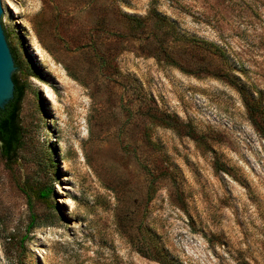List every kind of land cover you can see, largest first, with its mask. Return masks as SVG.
Segmentation results:
<instances>
[{"label":"rangeland","instance_id":"1","mask_svg":"<svg viewBox=\"0 0 264 264\" xmlns=\"http://www.w3.org/2000/svg\"><path fill=\"white\" fill-rule=\"evenodd\" d=\"M26 3L7 0L8 36L37 76L20 70L12 168L0 154V264H163L156 247L175 264H264V136L239 91L264 102V0ZM36 180L59 209L35 201L28 231L20 184Z\"/></svg>","mask_w":264,"mask_h":264},{"label":"trees","instance_id":"2","mask_svg":"<svg viewBox=\"0 0 264 264\" xmlns=\"http://www.w3.org/2000/svg\"><path fill=\"white\" fill-rule=\"evenodd\" d=\"M150 16L156 18V25L158 29H164L165 27L173 32H176L175 25L172 21L168 20L166 17L159 15L155 11L150 12ZM126 20L129 26L134 30H145L148 28V19L149 17H140L137 15H131L125 13ZM195 41L202 42L204 44L210 45L208 41L197 40ZM212 45V44H211ZM15 63L17 67H20L22 75L28 79L31 76H37L36 73H33L34 67L33 64L29 63V59L23 56V53L19 51L16 47H11ZM165 59L172 65L180 67L182 70L187 72V69L182 67V65L170 55V53L165 54ZM31 62V61H30ZM31 64V65H30ZM13 80L15 83L14 96L12 99L5 105V107L0 109V154L1 157L5 160L6 166L12 168L14 161L17 158V154L20 148L23 146V139L25 136L24 129L21 124V106L24 99L26 91V81L21 80V77L16 73L13 74ZM239 91L242 95V100L246 106L249 119L257 129V131L264 136V102L262 98H256L250 92L244 88H239ZM156 124L163 125L166 127H171L176 130H179V124L177 117L169 113H162L155 115ZM47 169L53 167V158L50 156L47 157L46 161ZM54 176L57 177L55 171L53 172ZM20 188L27 195L29 205L31 208V220L27 226L28 231H31L36 226H38V216L34 208V202L40 201L46 204L51 209H59V203L54 199L55 187L53 182L46 183L43 181L36 180V182H31V184L24 183L20 184ZM26 235L22 237V242L24 243ZM155 254L157 257L160 256L163 264H175L166 255L162 254L160 249L156 247Z\"/></svg>","mask_w":264,"mask_h":264},{"label":"water","instance_id":"3","mask_svg":"<svg viewBox=\"0 0 264 264\" xmlns=\"http://www.w3.org/2000/svg\"><path fill=\"white\" fill-rule=\"evenodd\" d=\"M14 1L27 7L26 0ZM11 47L14 48L7 33V0H0V109L14 96V72L20 76V67L16 66Z\"/></svg>","mask_w":264,"mask_h":264}]
</instances>
